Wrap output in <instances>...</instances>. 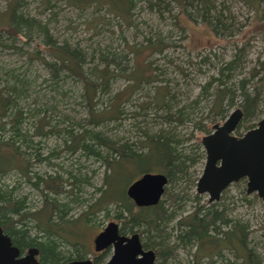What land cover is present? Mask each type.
I'll return each instance as SVG.
<instances>
[{"label": "trees", "instance_id": "16d2710c", "mask_svg": "<svg viewBox=\"0 0 264 264\" xmlns=\"http://www.w3.org/2000/svg\"><path fill=\"white\" fill-rule=\"evenodd\" d=\"M64 1L71 7L102 10L106 15L118 18L126 28L136 26L133 15L136 8L134 0ZM145 1L149 8H156L158 11L169 8L165 0ZM241 1L254 10L256 21L253 23L251 34L253 37L259 35L264 30V0ZM168 2L177 3L189 21H192V17L186 13V8L194 10L195 18H200L201 23L215 37L221 33H229L234 25L230 12L228 11V16L224 15L228 8L217 9L213 0ZM43 3L45 8L50 7L49 0H43ZM24 5V0H10L4 11L0 12V46L10 48L18 55H25L30 62L40 61L49 74V82L55 84L50 85L56 93L53 99L58 97L60 100L66 96V92L61 89L62 84L59 85L63 79L72 78L76 83H80V99L84 104L86 116L81 122H68L67 119H60L64 116H59L54 105L47 106L45 102L42 108H22L20 101L31 96L26 87L25 76L14 74L10 70L0 72V225L8 231L13 242L21 249L36 247L40 252L41 264H65L71 259H83L89 250L80 242L79 230L75 229V226L80 223L88 226L90 219L97 213L112 206L116 211L114 219L120 223V231L123 234L138 233L143 246L155 251L156 264H165L168 260L175 261L179 249L188 250L191 247L196 250L192 263L187 264H200L204 257L211 260L214 255L220 256L224 249L233 251L235 256L241 258L240 264H261L255 251L247 245V227L230 219L226 206L221 202L201 205L200 197L195 195L193 199L197 204L192 212L177 218L174 211L168 212L162 200L155 206L138 208L126 195L127 187L142 174L162 173L167 177L169 186L165 187L163 196L179 206L180 201H186L190 197L187 191L173 189L183 182L194 186L198 180V177L192 178L195 172L191 170L196 159L192 158L193 154L190 152H185L182 140L179 141L174 132H152L147 129L143 131L144 127L138 126L137 130L142 131V140L123 142L109 138L102 131L110 124L122 123L126 115L125 107L131 103L135 92L148 90L154 83L161 81L158 72L160 70L152 58L155 55H163L169 44L157 36L145 38L144 44L126 46L133 61L130 69H119V62L115 57L108 59V56H102L104 66L93 67L86 72L84 64L87 56L84 51L65 41L61 44L55 42L47 27L48 22L26 14ZM39 38L42 39L43 49L37 47L32 52H22L15 46L19 39L28 45L32 39ZM247 43L248 40H245L236 48L232 58L221 65L217 76L210 77L203 88L204 94L212 98L209 113H212L214 118L211 122L217 118L224 119L227 111L240 99L238 106L243 117L235 130L236 133L243 127L247 130L256 127V123L248 124L251 120H257L260 115L259 108L264 91V77L261 75L264 72V45L257 59L259 69L254 68L251 71L250 79L239 80L236 88L227 85L241 63ZM44 53L49 56V60L43 57ZM203 62H208V58L204 57ZM112 65L120 72H112ZM118 76L124 77L130 83L102 102V96L109 93L111 82ZM213 85V93L209 94ZM153 89V97L137 105L138 111L133 112L132 117L136 118L144 108L154 106L162 113L159 117L163 123L169 126L184 125L188 120L186 107L181 106L173 111L167 104L168 99L173 98L167 86L159 85ZM31 102L33 105L38 104V99L34 98ZM26 123L30 129L23 130ZM194 125L198 131H207L200 122ZM50 137L60 140L61 149L43 154L45 140ZM61 154L67 155V158H93L100 161L105 168L102 186L97 189L100 192L99 197L87 204V209L76 218L69 215L71 202L77 203L75 190L86 180L81 178L79 169L74 170L80 176L71 170L66 169L64 172L60 165L52 163ZM39 164L57 166L64 172L65 177L57 172L50 175L39 174L34 168ZM117 168L132 172L121 198L107 193L110 179ZM12 173L17 175V183L23 179V183L37 191L41 196L40 208L30 207L26 196L14 195L18 188L16 185L8 186L2 181ZM173 221L174 224L170 225ZM70 226L73 227L72 231L67 230ZM66 245L72 250L69 255L63 256L61 249ZM74 253L77 255L74 256ZM100 261L96 259L94 262L98 264Z\"/></svg>", "mask_w": 264, "mask_h": 264}, {"label": "rangeland", "instance_id": "374dc122", "mask_svg": "<svg viewBox=\"0 0 264 264\" xmlns=\"http://www.w3.org/2000/svg\"><path fill=\"white\" fill-rule=\"evenodd\" d=\"M9 1L0 0V12L4 11ZM134 1L136 3V8L133 11L135 28L124 27L118 18L110 17L102 10L95 11L92 8L71 7L64 0H49L50 7L46 8L43 0H24L25 7L23 10L33 18L48 22L47 27L55 42L61 44L65 41L71 46L83 50L87 56L84 64L86 72H89L93 67L102 68L104 66V62L101 60L102 56H108V59L115 57L116 61L119 62V69H130L133 61L132 56L127 52L126 46H139L144 44L145 38L149 37L155 38L157 36L164 39L169 44V48L163 55H155L152 58L160 70L158 72L161 81L154 83L150 88H147L148 90L143 89L135 92L132 95L131 103L125 107L126 115L122 123L120 125L110 124L102 131L109 138L122 140L123 142L126 140L129 142L142 140L140 137L142 131L137 130L138 126L139 128L144 127L142 128L143 131L147 129L152 132L159 130L174 132L176 138L179 141L182 140L185 152H190V154H193L192 158L196 159L191 168L192 172H195L192 178H199L205 163V154L201 145L202 137L213 131V125L222 124L233 110L239 108L240 103V99H237L236 105L227 111L224 119L217 118L214 122H211V119L214 118L213 114L209 113L212 98L204 94L203 88L210 77L217 76L221 65L232 58L236 48H239L245 40H248L247 48L239 67L231 75L233 77L229 79L227 85L236 88L239 80H249L251 71L254 68L259 69L257 59L261 55L264 45V30L253 37L251 34L252 27H254L253 23L256 21L254 10L245 6L241 0H213L217 9L228 8L224 15L228 16L229 11L234 24L229 33H221L217 37L201 23L200 18H195V11L191 8H186V13L192 17V21H189L180 11V6L175 2L165 0V3L169 4V8L158 11L156 8H149L145 0ZM94 19L95 21H92ZM4 38L5 36L1 39L2 43ZM15 46L20 48L22 52H32L37 47L44 48L41 38L32 39L28 45H25L24 41L19 39L16 41ZM43 57L49 60L46 53L43 54ZM204 57L208 58V62H203ZM7 70L25 76L26 87H28L31 96L20 101L22 108L27 109L28 106H30L29 108H42V104L45 102L47 106L54 105L60 117L64 116L60 119H67L68 122H81L85 119L86 110L80 99L82 87L74 79L67 78L59 82V85L62 84L61 89L66 92V96L61 97L60 100L58 97L53 99L56 93L50 88L52 83L48 80L49 74L43 64L38 60L30 62L25 55H18L16 51L0 46V72ZM110 70L114 73L120 72L114 65L110 66ZM261 75L264 77V72ZM129 83L122 76L116 77L111 82L109 93H105L102 100H100L105 102L109 97L123 90ZM159 85H166L167 90L173 96L167 101L173 111L181 106L186 107L188 120L184 125L177 126L174 124L169 126L163 123V120L159 117L162 113L154 106L144 108L139 116L132 117L133 112L138 111L137 105L139 106V104L151 99L154 95L153 88ZM213 88L214 85L209 90V94L213 93ZM34 98L38 99V104H31V100ZM259 110L258 119L251 120L248 125L257 124L260 119L264 118V91ZM199 122L207 128V131H198L195 128L194 124ZM29 127L26 123L23 125V130L30 129ZM246 131H248L247 128L243 127L234 135L240 137ZM44 146L43 154L48 153L50 150L61 149L60 140L56 137L45 140ZM103 152L106 154L105 151ZM52 163L60 165L63 171L66 169L71 170L74 171V174L80 176L74 170L77 168L80 170L81 178L86 180L80 185L79 189L75 190L74 197L77 198V203L71 202L72 207L69 215L76 218L77 215L87 209V204L92 203L99 197L100 192L97 189L102 186L105 168L100 161L93 158H67L65 154H61ZM34 168L39 174L46 173L50 175L57 172L65 177L63 174L65 171L62 172L57 166L50 167L39 164ZM131 174L132 172L127 169H115L109 182L108 195L123 197L125 185ZM17 180V175L13 173L2 179L8 186L16 185L18 187L14 195L18 197L26 196L30 207L40 208L41 196L37 191L23 183V179L19 180L18 183ZM195 184L190 186L183 182L177 184L173 189V191H187V195L190 197L186 201H180L179 206L178 203L168 201L165 195L162 197L161 200L164 207L168 208V212L174 211L177 218L192 212L197 204V201L193 199V196L196 195ZM198 197H200L199 202L201 205L208 204V195L204 194ZM218 202L226 206L230 219L239 222L241 226L247 227L249 232L247 245L255 251L261 264H264V204L262 201L256 194L247 195L245 180H240L225 189ZM115 214V209L108 206L104 211L97 213L94 218L90 219L91 222L88 226L81 223L79 226H75V229L79 230L80 242L89 250L86 256L90 258L93 256V239L95 236L107 223L117 222L114 219ZM173 224L174 221L170 225ZM72 229L71 226L67 228L70 231ZM170 241L172 242L173 238ZM70 250H72L70 246L62 247L63 256L69 255ZM195 250V247L188 250L179 249L177 259L175 261L168 260L165 264L192 263ZM76 255L74 253V256ZM109 256L110 252L104 256L103 262ZM241 261V258L235 256L233 251L224 249L220 256L214 255L211 260L207 257L202 258L200 264H225V262L240 264Z\"/></svg>", "mask_w": 264, "mask_h": 264}, {"label": "water", "instance_id": "95a60500", "mask_svg": "<svg viewBox=\"0 0 264 264\" xmlns=\"http://www.w3.org/2000/svg\"><path fill=\"white\" fill-rule=\"evenodd\" d=\"M243 113L233 110L222 124L212 127V132L201 139L205 163L199 176L195 193L208 195V203L219 201L222 192L231 184L245 180L246 194H256L264 204V118L256 127L242 136L233 135ZM167 177L162 173H144L126 189L127 197L138 208L155 206L163 196ZM95 252L113 246V255L105 264H154L153 251H143L139 235L129 237L119 234L118 225L109 222L93 239ZM38 250L29 249L27 256L15 260L18 249L10 246L8 237L0 229V264H38ZM68 264H92L89 259Z\"/></svg>", "mask_w": 264, "mask_h": 264}, {"label": "flooded vegetation", "instance_id": "af4514ba", "mask_svg": "<svg viewBox=\"0 0 264 264\" xmlns=\"http://www.w3.org/2000/svg\"><path fill=\"white\" fill-rule=\"evenodd\" d=\"M253 129V128H252ZM235 133V132H234ZM234 133H233V135H234ZM197 182V181H196ZM196 194V193H195ZM197 195V194H196ZM222 195V194H221ZM198 196H200V195H198ZM163 197V196H162ZM162 197H161V199H162ZM220 198H221V196H220ZM161 199H160V201H161ZM220 200V199H219ZM159 201V202H160ZM207 202H208V200H207ZM218 202V201H217ZM214 203H216V202H214ZM209 204H211V203H209ZM113 222H115V221H113ZM117 225H118V230H119V234L120 235H123V236H126V237H129V236H131L132 234H135V233H126V234H123L121 231H120V223H118V222H115ZM108 224V223H107ZM106 227V226H105ZM104 227V228H105ZM103 228V229H104ZM0 229H1V233H2V235L3 236H6V237H8L9 238V240H10V246L11 247H13V248H17L18 249V255H17V257L15 258V260H20V259H22V258H24V257H26L27 256V253H28V250L29 249H33V248H35V249H37L36 247H28V248H19L14 242H13V240H12V238H11V236L8 234V231L7 230H5V228H3V226H1L0 225ZM102 229V230H103ZM101 230V231H102ZM100 231V232H101ZM99 232V233H100ZM98 233V234H99ZM97 234V235H98ZM138 234V233H137ZM96 235V236H97ZM139 235V234H138ZM95 236V237H96ZM139 238H140V235H139ZM140 242H141V244H142V250L143 251H148V250H151V251H153L154 252V254H155V261H154V264H156V253H155V251L154 250H152V249H147V248H145L144 246H143V242H142V240H141V238H140ZM38 250V249H37ZM108 252H110V256H109V258L105 261V262H103V258H104V256L108 253ZM112 255H113V246L112 245H110L109 247H107L106 249H104V250H102V251H99V252H95V250H94V244H93V256L90 258V257H88V256H85V257H83V259H71V260H69V261H67L65 264H68L69 262H72V261H81V260H86V259H89L90 261H91V263L92 264H97V263H95L94 261L96 260V259H99V260H101L100 261V263H98V264H105V263H107L109 260H110V258L112 257ZM36 260H37V262H38V264H41L40 263V252H39V250H38V254L36 255Z\"/></svg>", "mask_w": 264, "mask_h": 264}]
</instances>
